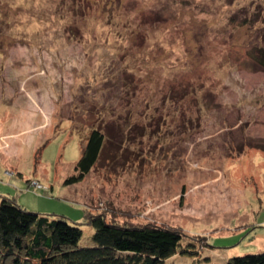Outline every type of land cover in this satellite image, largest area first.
I'll list each match as a JSON object with an SVG mask.
<instances>
[{"label":"rangeland","instance_id":"1","mask_svg":"<svg viewBox=\"0 0 264 264\" xmlns=\"http://www.w3.org/2000/svg\"><path fill=\"white\" fill-rule=\"evenodd\" d=\"M258 50L264 0H0V194L85 247L87 209L211 244L199 264L264 251ZM94 129L96 165L65 185Z\"/></svg>","mask_w":264,"mask_h":264},{"label":"trees","instance_id":"2","mask_svg":"<svg viewBox=\"0 0 264 264\" xmlns=\"http://www.w3.org/2000/svg\"><path fill=\"white\" fill-rule=\"evenodd\" d=\"M254 60L264 70V50H258ZM104 143V134L92 130L75 174L65 185L78 184L89 175ZM19 202L9 193L0 194V264H175L172 260L177 256L192 257L197 264L203 249L211 245L185 246V235L177 228L111 221L103 213L85 209L86 224L94 229V245L85 247L80 244L82 226L64 216L31 212ZM225 264H264V251L234 256Z\"/></svg>","mask_w":264,"mask_h":264}]
</instances>
